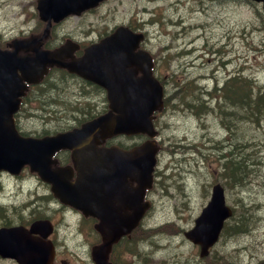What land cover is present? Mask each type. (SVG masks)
<instances>
[{
  "label": "rangeland",
  "instance_id": "rangeland-1",
  "mask_svg": "<svg viewBox=\"0 0 264 264\" xmlns=\"http://www.w3.org/2000/svg\"><path fill=\"white\" fill-rule=\"evenodd\" d=\"M36 4L37 0H0V42L4 47L15 38L41 35L44 23L39 19ZM262 14L260 4L244 0H107L96 10L80 17H70L52 29L51 44L57 45L68 38L79 42L96 41L120 24L141 25L147 32L148 47L153 54L164 57V64L159 63L164 69V78L169 76L167 70L177 73L180 67L191 69V77L195 78L194 87L185 94L191 109L181 103L183 94H176L157 122L164 124L166 145L160 156L162 177L150 194L153 207L144 220L145 229L139 230L150 229L151 238L145 239L143 245V250L151 258L146 264H180L178 261L197 264L201 261L198 247L184 236V232L193 227L195 218L210 200L215 183L225 187L227 203L231 207L240 208L244 204L256 209V221L250 229L239 236L223 237L216 250L241 263L264 259V119L257 124L240 121L246 114L255 112L260 103L228 102L221 108L223 113L217 109L216 115L212 107L223 102L213 99L209 103L208 97L202 94L203 91H213L208 96L214 97L219 93L215 92L216 87L224 92L225 82L229 90V82L234 77H241L243 83H248L244 81L246 78L252 80L256 88L264 86ZM40 30V33H34ZM210 48L213 51H208ZM217 50L220 55L215 53ZM180 56L193 58L177 60ZM167 57L169 60L165 59ZM53 76L64 79L61 73ZM76 86L66 85L68 89ZM174 88L169 86L170 97L176 91ZM52 91L59 94L54 88ZM218 95L220 100L225 99L223 93ZM69 97L73 99V96ZM241 105L244 110L240 109ZM36 120L35 115L30 120L23 117V129L34 130L33 126L37 124L32 122ZM219 124H234L238 128L237 133V128L233 130V142L241 151L236 159L245 155L242 161L249 162L246 165L249 175L241 179V183H232L229 176L231 158L219 156L222 152L215 145L220 143L213 141L209 145L202 139L204 127L216 137L227 135L229 131ZM62 125L58 127L68 126ZM185 136L190 138L187 142L183 141ZM239 142L245 145L244 152ZM30 177L29 172L20 178L0 177V208L6 207L0 209V226L7 220V208L10 212L28 202L31 195L41 192L37 187L31 189L34 180ZM25 209L21 208L19 212H28ZM11 214L15 216L14 212ZM177 227L179 230L175 232ZM59 240L66 242L59 253L61 264H93L89 244L85 245L72 236L66 241L59 236ZM155 241L158 244L153 247ZM142 256L141 251L134 259L119 247L115 261L145 264ZM0 264L17 263L0 258Z\"/></svg>",
  "mask_w": 264,
  "mask_h": 264
},
{
  "label": "water",
  "instance_id": "water-1",
  "mask_svg": "<svg viewBox=\"0 0 264 264\" xmlns=\"http://www.w3.org/2000/svg\"><path fill=\"white\" fill-rule=\"evenodd\" d=\"M103 0H39L40 16L44 20H60L70 14H81L86 9L97 6ZM263 3L264 0H254ZM142 35H135L125 27L117 29L115 34L100 43L86 49L85 55L68 64L71 71L94 80L109 91L111 111L96 121L84 126L82 130L56 137L44 139L24 138L18 134L12 123V114L19 105L18 97L24 93L25 84L18 75L23 72L25 79L35 82L61 56L72 55L77 47H65L56 53L41 51L38 46H31L34 56L18 57L14 53L0 50V170L19 173L26 164L33 171L39 172L42 179L53 184V190L64 202L92 213L101 219L97 226L105 236V241L93 250L96 264H110L108 254L114 242L130 233L150 207L144 202L145 190L152 185V174L156 165L157 148L148 142L133 152L112 153L115 161H110L103 153L98 158L91 153V131L102 136L111 133L148 132L155 134L152 115L163 104V87L152 75L150 55L135 52ZM16 53V52H15ZM142 68L143 76L136 78L137 70L128 67ZM135 90V91H133ZM115 112V113H114ZM82 132V133H81ZM81 133V135H74ZM79 139L73 147L80 172L76 184H69L67 190L59 184L60 175L49 169V156L60 147H70L74 140ZM130 155V156H129ZM92 164H97L95 169ZM112 164V165H111ZM111 165V170L108 166ZM90 172L87 174L85 172ZM88 172V173H89ZM132 176L138 185L132 188L128 196H124L126 188L123 179ZM106 176L121 180L122 187L116 184L111 191L118 195L115 209H90L83 206V198L100 196L99 188H103L98 177ZM92 182L96 188L85 190L83 182ZM67 191V194H63ZM85 191V192H84ZM130 210L128 212L127 210ZM233 210L226 204L225 190L220 184L213 187L211 200L196 218L194 227L185 232V236L193 244L200 247V256L209 254L220 240L225 222L232 216ZM47 231L44 223H35V228ZM35 250V251H33ZM0 254L4 257L18 258L22 264H51L50 257L45 254L44 245L27 238L23 228L0 229Z\"/></svg>",
  "mask_w": 264,
  "mask_h": 264
},
{
  "label": "flooded vegetation",
  "instance_id": "flooded-vegetation-1",
  "mask_svg": "<svg viewBox=\"0 0 264 264\" xmlns=\"http://www.w3.org/2000/svg\"><path fill=\"white\" fill-rule=\"evenodd\" d=\"M130 24L131 25H129V27L133 31H141V29L136 28L134 23ZM140 48L146 49L152 53V51L147 46V35L146 41ZM177 59L186 61L190 58L180 57ZM153 61L154 64L163 62L164 57H154ZM186 63L189 64V62ZM155 68L157 71L159 70L157 66ZM190 70L191 69H189L188 67H180L179 69H177V73L169 72V70H167V74L169 76H167L166 78H164V72L161 73L160 77L164 83V87L167 88L170 84V79L176 77L180 82V90H190L195 85V80L193 76L191 77L192 73ZM81 82H83L85 87H82ZM57 84L64 85L63 90L55 89L56 92H59L58 95L56 93H53L52 85L54 86V84L50 83H44L40 85L45 87V90L36 91L37 94L34 100L37 101V104L35 106L37 108V111L41 113L43 110H47L49 111V114H51L52 112L53 114L48 119L42 118L37 121V126H33L34 130H29L32 131L34 135L39 137L45 135H54L61 131L66 132L68 130L70 131L75 128H80L84 122L96 118L105 110H109V102L107 100L106 91H104L103 89H99L98 87H94L96 86L95 84L81 80L80 83H78V85L75 87V89H68L65 85V81L63 80L59 81ZM69 96H73V99H71ZM165 97L167 101L168 92H166ZM26 106H30V104L26 103ZM44 116H46V114H44ZM68 122H71V124H68ZM62 124H67L68 126L60 129L58 126H63ZM162 128L164 129V124H162ZM50 129L57 130L52 131ZM21 130H23L22 127ZM158 140L160 141L158 142L161 148L160 153L164 152L163 142L160 139ZM145 141H147V137L144 135H115L107 139H99L97 141V144L99 148L118 147L127 151L142 145ZM53 160L54 164L52 165V167L54 169L72 168L73 175L70 180L75 181V179H77L78 176L76 168L78 162L73 159L72 150L60 149L53 155ZM127 184L135 186L136 182L131 180V178H128ZM37 189H40L41 192H38V199L35 203V208L29 214V220L40 217L49 219L54 225V233L51 235L52 239L55 235V231H57L59 235H66V237L68 234L72 236V234L74 233L76 236H78L79 240H82L84 242L88 241L92 236H97V238H99L100 240L102 239L100 234L96 231V224L98 220L93 217H86L82 215L78 210L61 203L50 192L49 185L38 181ZM150 194L151 191H147L145 200H150ZM32 221L33 220L29 222V225ZM17 222H19V220H17ZM62 226V230H64V232L60 230Z\"/></svg>",
  "mask_w": 264,
  "mask_h": 264
},
{
  "label": "trees",
  "instance_id": "trees-1",
  "mask_svg": "<svg viewBox=\"0 0 264 264\" xmlns=\"http://www.w3.org/2000/svg\"><path fill=\"white\" fill-rule=\"evenodd\" d=\"M242 80L241 77L233 78L229 82V90L226 85V90L224 91L225 97L227 98L229 96L233 99H238L239 103L243 104L247 101L253 105L261 104L264 101V86L256 88L252 80H248L247 78L244 79V81H248V83H243ZM54 87L55 89H59L60 85L56 84ZM242 159H245V157L241 156L239 159H236L237 161H231V174H229V176L231 177V181H233L232 183L236 181L241 183V179H245L246 174H248L246 172L247 164L243 162ZM234 210L235 212L232 219L227 222L223 230V237L242 235L247 232L256 221V209H246V206L241 204L240 208H234ZM249 211L253 213L251 216L248 215ZM137 232L138 231H136L132 240H126V243L123 244V247L126 248V252H130L135 256L141 254V251L144 249L143 243L145 239L148 241L151 236L149 232ZM147 236H149V238ZM201 264H264V259L258 260L255 263H241L232 259L228 254L217 251L215 248L209 256L201 260Z\"/></svg>",
  "mask_w": 264,
  "mask_h": 264
},
{
  "label": "bare ground",
  "instance_id": "bare-ground-1",
  "mask_svg": "<svg viewBox=\"0 0 264 264\" xmlns=\"http://www.w3.org/2000/svg\"><path fill=\"white\" fill-rule=\"evenodd\" d=\"M181 26L182 27H185L184 25H182L181 24ZM232 79V78H231ZM60 85V88L59 89H64V85L63 84H59ZM214 87H216V86H214ZM54 89H55V87H53ZM217 88V87H216ZM208 93V94H207ZM213 93V91H211V92H208V91H203L202 92V94L205 96V97H208V102L210 103V102H213V101H211V100H213V96H208V95H211ZM225 99L224 100H221V102H223L222 104H217V105H215L214 107H212V111L216 114V115H218V111H217V109H219V111H221V108H222V106L225 104V103H228V102H234V103H239V101H238V99H233V98H231V97H225V94H224V96H223ZM245 103H248V101L247 102H245ZM240 109L241 110H244L245 109V107H244V105H241V107H240ZM210 112H211V110H210ZM209 112V113H210ZM223 112L221 111V114H222ZM225 114V113H224ZM206 115V114H205ZM205 115H203V116H205ZM264 119V101L259 105V107L257 108V110L255 111V112H253V113H248V114H246L245 115V117L242 119V120H240L241 122H247L248 123V121H251V122H253L254 124H257V123H260V121L261 120H263ZM236 122H240V121H238V120H235ZM240 122V123H241ZM203 124H205V123H203ZM220 126H222V128H225V129H227L229 132H228V134L227 135H224V136H219V137H216V136H214V135H211V134H209V131H206V127H204L203 129H202V131H201V136H202V139L204 140V142L205 143H207V144H211V143H213V141H217V142H219L220 144H219V146H217V145H215V147H216V149H219V151H221L222 153H219V156L220 157H222V158H228V156L231 158V161L232 160H235V161H237L236 159H235V156H236V154H238L239 152H241V151H239V150H237L236 149V143H234L233 142V130H235L237 127L234 125V124H219ZM201 126V125H200ZM204 126V125H203ZM237 130H238V128L236 129V133H237ZM232 132V133H231ZM203 142V144H205ZM239 144L243 147V151L242 152H244V147H245V145H243L242 143H240L239 142ZM230 145V147H228ZM210 147V146H209ZM235 154V155H234ZM242 156H245V155H242ZM249 163V162H248ZM248 163H247V165H248ZM226 164V163H225ZM252 164V163H251ZM247 168H248V166H247ZM246 168V169H247ZM246 175H249V173L248 174H246ZM246 209H250V207H246ZM56 212V211H55ZM38 213H39V211H38ZM59 213V212H58ZM251 214H253L252 212H248V215L249 216H251ZM38 215V214H37ZM176 231H178V227L176 228V230H175V232ZM186 232V231H185ZM185 232H184V236H185ZM154 244H153V247L156 245V244H158V242H153ZM121 249H124V251H126V248L125 247H123V248H121ZM142 254H143V256H142V260H143V262L146 264V263H149V261H150V257L148 256L149 254H147L144 250H142ZM201 260L202 259H204V258H200ZM177 263H180V264H187V263H183V262H181V261H178ZM118 264H125V263H118ZM196 264V263H195ZM197 264H201V261L199 262V263H197Z\"/></svg>",
  "mask_w": 264,
  "mask_h": 264
}]
</instances>
